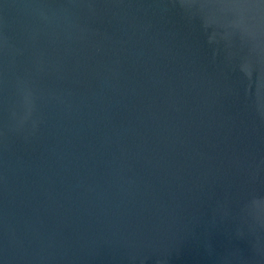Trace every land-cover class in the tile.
Wrapping results in <instances>:
<instances>
[{
	"label": "water",
	"instance_id": "1",
	"mask_svg": "<svg viewBox=\"0 0 264 264\" xmlns=\"http://www.w3.org/2000/svg\"><path fill=\"white\" fill-rule=\"evenodd\" d=\"M0 264H264V0H0Z\"/></svg>",
	"mask_w": 264,
	"mask_h": 264
}]
</instances>
